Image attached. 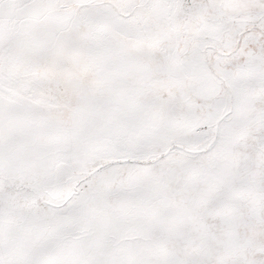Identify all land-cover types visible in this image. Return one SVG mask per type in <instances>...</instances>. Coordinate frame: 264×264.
<instances>
[{
    "label": "snow or ice",
    "instance_id": "6c2138e0",
    "mask_svg": "<svg viewBox=\"0 0 264 264\" xmlns=\"http://www.w3.org/2000/svg\"><path fill=\"white\" fill-rule=\"evenodd\" d=\"M0 264H264V0H0Z\"/></svg>",
    "mask_w": 264,
    "mask_h": 264
}]
</instances>
